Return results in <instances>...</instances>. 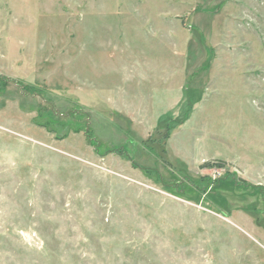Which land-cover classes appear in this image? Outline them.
<instances>
[{
	"label": "rangeland",
	"instance_id": "374dc122",
	"mask_svg": "<svg viewBox=\"0 0 264 264\" xmlns=\"http://www.w3.org/2000/svg\"><path fill=\"white\" fill-rule=\"evenodd\" d=\"M0 264H264V0H0Z\"/></svg>",
	"mask_w": 264,
	"mask_h": 264
},
{
	"label": "trees",
	"instance_id": "16d2710c",
	"mask_svg": "<svg viewBox=\"0 0 264 264\" xmlns=\"http://www.w3.org/2000/svg\"><path fill=\"white\" fill-rule=\"evenodd\" d=\"M209 163H210V162H204V163L202 164V166H208V165H210Z\"/></svg>",
	"mask_w": 264,
	"mask_h": 264
}]
</instances>
